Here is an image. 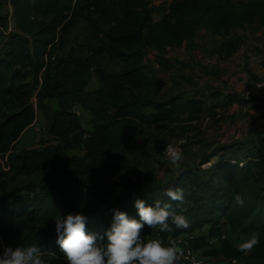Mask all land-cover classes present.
<instances>
[{
    "label": "trees",
    "instance_id": "trees-1",
    "mask_svg": "<svg viewBox=\"0 0 264 264\" xmlns=\"http://www.w3.org/2000/svg\"><path fill=\"white\" fill-rule=\"evenodd\" d=\"M80 3L99 16L93 34L101 53L125 64L116 72L96 68L100 86L93 90L86 89L84 73L96 64L95 57L82 59L71 49L59 63L53 60L74 23L71 13ZM8 5L13 8L14 29L8 35L1 32L0 40V156L7 155L34 123V97L39 111L50 120V132L63 139L73 134L87 153L69 157L56 145L25 156L20 173L53 172L61 174L63 182L29 186L22 195L9 192L13 167L7 164L5 171L0 163V254L6 247L37 244L46 264H68L56 243L57 216L84 215L86 231L99 240L110 228L115 210L139 221L135 201L142 200L153 207L156 201L171 204L190 225L176 228L170 219L173 231L146 225L142 237L156 232L165 243L185 236L183 247L224 264H264V129L257 136L219 146L197 167L179 168L169 182L153 179L145 184L130 177L129 141L123 133L126 126H136L139 133L153 124L193 123L212 107L247 106L254 101L234 93H214V99L222 98L208 108L204 94L177 93L163 99V84L147 72L145 57L149 52L155 65L171 69L167 50L193 42L202 30L219 37L220 57H229L238 47L233 32L256 25L264 31V0H173L169 7L148 0H0L4 27ZM155 15L162 17L155 21ZM75 106L91 115L89 140L83 139ZM183 128L196 130L197 126L184 124ZM214 156L218 161L202 169ZM168 188L182 189L184 201H171L164 194ZM236 194L244 197L243 207L234 203ZM225 231L232 237L258 235L259 244L250 253L240 252V244ZM103 242L107 243L106 236Z\"/></svg>",
    "mask_w": 264,
    "mask_h": 264
},
{
    "label": "rangeland",
    "instance_id": "rangeland-1",
    "mask_svg": "<svg viewBox=\"0 0 264 264\" xmlns=\"http://www.w3.org/2000/svg\"><path fill=\"white\" fill-rule=\"evenodd\" d=\"M151 1L153 5L163 7H169L173 2V0ZM71 16H73L74 23L67 30L63 44L58 47L54 62L59 63L60 60L67 58L71 49H75L77 56L82 59L95 57L96 64L84 73V79L88 83H90L92 76H95L96 68L108 72L122 70L125 65L123 62L111 59L106 54L101 53L100 42L93 34V22L98 20L99 16L84 10L83 3L73 9ZM161 17V15H155V21H159ZM99 22L102 23L100 20ZM231 35L240 42L241 49L244 51L242 60L238 58V60L233 59L220 64V60L217 58V50L221 39L204 30L199 33L196 40L198 44H193L189 47L190 49L167 50L166 56L173 62L171 69H164L155 65L152 61V55L146 52V70L155 81L162 82L164 89L160 96L163 99L170 94L202 93L206 95L207 107L211 108L220 102V99H214L212 94L229 91L247 95L251 99L256 98L258 101L251 106H246V110L239 107L236 110L230 108L221 110L220 107H212L210 111L203 114L198 124L201 134L196 131L198 129L184 130V123L172 126L167 125V123L153 124L145 127L137 133L136 139L129 141L126 148L132 165L130 177L134 181L141 182V184L153 179L156 182H169L176 176L175 171L177 173L181 166H199L205 156L212 154L214 148L224 143L225 139H227L225 142L241 141L244 140L243 137L245 136H257L264 129V95H257L253 89L254 83L264 78V31L251 28L247 32H233ZM234 61L237 62L234 63ZM261 66V72L258 74ZM234 69L236 72L235 75H232L231 70ZM239 74H245L246 77H237ZM99 86L100 83L97 79L95 88ZM32 104L36 106L34 123L21 134L8 155L0 158L7 171L9 170L7 164L13 167L8 182L9 192L14 195L26 193L29 186L43 188L58 186L63 182L61 174L53 172L42 175L20 173L19 169L25 156L41 153L43 150L56 145L61 146L63 152L69 157H84L87 153L84 146H79L76 143L73 134L66 139L52 134L49 129L50 120L45 113L39 111L37 98L32 99ZM79 119L83 139L89 140V134L93 130L91 115L83 112ZM179 143H181L183 159L176 168L170 164L164 152L167 145H178ZM216 158L218 157L214 156L211 159L210 165L218 161ZM209 166L204 164L202 169H207ZM85 182L91 184V181L87 179ZM226 236L236 244H241L249 239L241 236L232 237L228 233ZM150 239H158V237L153 235ZM180 241L185 242L184 239H180ZM216 244L213 243L212 246ZM196 255L203 259L204 264H224L221 259L205 257L202 252ZM176 264L182 263L177 261Z\"/></svg>",
    "mask_w": 264,
    "mask_h": 264
},
{
    "label": "clouds",
    "instance_id": "clouds-1",
    "mask_svg": "<svg viewBox=\"0 0 264 264\" xmlns=\"http://www.w3.org/2000/svg\"><path fill=\"white\" fill-rule=\"evenodd\" d=\"M257 87H264L258 85ZM166 154L172 166H177L183 159L180 149L169 145ZM171 201L183 202L182 189L168 188L164 193ZM234 203L244 206V197L234 196ZM139 221L130 218L127 213L115 210L113 222L104 236L86 231V217L82 214L59 215L54 220L57 233L56 243L64 253L68 264H176L182 250L177 246H166L160 239H142V230L147 225L160 232L173 231L169 220L176 228H188V220L176 214L171 204L156 201L155 206H146L142 200L135 201ZM259 244L258 235H253L242 242L238 251L250 253ZM44 252L37 244L4 248L0 254V264H46Z\"/></svg>",
    "mask_w": 264,
    "mask_h": 264
},
{
    "label": "crops",
    "instance_id": "crops-1",
    "mask_svg": "<svg viewBox=\"0 0 264 264\" xmlns=\"http://www.w3.org/2000/svg\"><path fill=\"white\" fill-rule=\"evenodd\" d=\"M251 28H256V30H259V31H262V30H260L259 28H258V26L256 25V26H253V27H251ZM251 28H249V29H251ZM249 29H247V30H245V31H241V32H247ZM237 32H240V31H237ZM198 36H199V34H198ZM233 37V36H232ZM198 38V37H197ZM197 38L193 41V42H190V43H188V44H186L185 46H183L182 48H180V49H183V48H186V49H190L189 47H191L193 44H195V45H197L198 44V42L196 41L197 40ZM236 39V38H235ZM236 44H237V49L231 54V56H229V57H226L225 55H223V57H220V50L222 49V45H223V41L221 40V43H220V45H219V47H218V50H217V58L220 60V64L221 63H225V62H227V61H231V60H233V59H236V60H238V58L239 59H241V57H242V55H243V50L241 49V46H240V42L239 41H237L236 40ZM155 54V53H154ZM200 56V55H199ZM168 58V57H167ZM200 58V57H199ZM170 59V58H169ZM207 59V58H206ZM205 59V60H206ZM259 59H260V57H259ZM171 60V59H170ZM242 60V59H241ZM206 62H207V60H206ZM237 61H234V63H236ZM188 63H190V62H188ZM209 63V62H208ZM189 65H191V63L189 64ZM206 65H208L207 63H206ZM184 67H189L188 65H183ZM261 69H262V66L259 68V70H258V74H259V72H261ZM232 72V75H235V72H236V70L234 69V70H231ZM237 77H242V78H245L246 77V75L245 74H239ZM226 81H227V79H226ZM254 89V91H256V93H257V95H264V90H260V89H258V88H256V87H254L253 88ZM228 93H234V94H238V95H240L241 97H243V98H245V99H248V98H250L249 96H247V95H243V94H240V93H237V92H220V95L221 94H223V95H225V94H228ZM200 94H202V93H196V94H189V95H197V96H199L200 97ZM206 96V95H205ZM222 96V95H221ZM264 97V96H263ZM221 98L222 97H220V100H221ZM252 100H254V101H252V103L250 102L247 106H251V104H254V103H256L258 100L256 99V98H253ZM263 100H264V98H263ZM219 103H217L216 105H214V106H217ZM238 107L239 108H242V109H244V110H246L245 109V107L246 106H241V105H238V104H234V105H232V106H230V107H225V108H221L220 107V109L221 110H225V109H234V110H236V109H238ZM89 114V113H88ZM90 115V114H89ZM203 116V115H202ZM202 116H201V118H200V120L202 119ZM200 120L199 121H196V122H193V123H189V122H186V123H184V124H187V125H196L197 126V129L198 130H196V131H198V133L199 134H201V132H200V130H199V127H198V124L200 123ZM183 124V125H184ZM246 137H248V136H245V137H243L244 139H246ZM243 138H241V139H243ZM225 141H227V139H225L224 140V143H222L221 145H224V144H230V143H232V142H225ZM240 141V140H239ZM242 141V140H241ZM235 142V141H234ZM220 145V146H221ZM219 147V146H218ZM217 147V148H218ZM216 148H214V150H215ZM181 167H191V168H194L193 166H181ZM180 167V168H181ZM176 168H177V166H176ZM174 172V171H173ZM175 174L177 175V173H176V171H175ZM170 175H172L173 176V174H170ZM175 177V176H174ZM226 233H228V231H225V236H226ZM229 234V233H228ZM153 235H156L157 237H158V235H157V233L156 232H154V233H152L151 235H150V237L151 236H153ZM230 235V234H229ZM180 239H186L185 238V236H182V237H179V240ZM212 244L213 243H216V240H213L212 242H211Z\"/></svg>",
    "mask_w": 264,
    "mask_h": 264
},
{
    "label": "built area",
    "instance_id": "built-area-1",
    "mask_svg": "<svg viewBox=\"0 0 264 264\" xmlns=\"http://www.w3.org/2000/svg\"><path fill=\"white\" fill-rule=\"evenodd\" d=\"M150 2H152L151 0H148ZM153 4V3H152ZM6 16H7V27H4L1 23H0V32H2L4 35H8L13 29H14V22H13V8L11 5H8V7L6 8ZM55 58H53L54 60ZM258 85H264V78L263 80L257 81L256 83H254V86L260 90H264V87H257ZM36 109V106H34ZM73 112L79 117L81 118L83 115L84 110L82 108H80L79 106H75L73 108ZM169 145H167L165 147H168ZM175 148H178L181 150V143H179L178 145H172ZM165 156L167 157L166 151L164 152ZM8 155V154H7ZM6 155V156H7ZM1 158V156H0ZM7 162V161H6ZM0 163L3 164L2 160H0ZM4 165V164H3ZM210 165V163H208V166ZM5 171H7L6 168H4ZM225 238V237H224ZM142 239L146 242L147 240L150 239V235L146 236V237H142ZM158 239H160V237L158 236ZM161 240V239H160ZM162 241V240H161ZM163 242V241H162ZM164 243V242H163ZM166 246H180L182 248V255L180 256V258L178 259V261H180L182 264H204L203 259H201L200 257H198L196 254V252L188 249L187 247H183L182 246V242L179 240V238L176 239H169L167 242L164 243Z\"/></svg>",
    "mask_w": 264,
    "mask_h": 264
},
{
    "label": "water",
    "instance_id": "water-1",
    "mask_svg": "<svg viewBox=\"0 0 264 264\" xmlns=\"http://www.w3.org/2000/svg\"><path fill=\"white\" fill-rule=\"evenodd\" d=\"M96 80L97 78L95 76H92L90 83L88 84V89L89 90H93L95 88V84H96ZM124 133V138L127 139L128 141H133L138 133V128L136 126H126L124 127L123 130ZM218 160V158H216ZM214 164V162H213ZM179 247L181 250L182 248L180 246Z\"/></svg>",
    "mask_w": 264,
    "mask_h": 264
}]
</instances>
